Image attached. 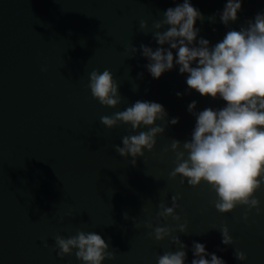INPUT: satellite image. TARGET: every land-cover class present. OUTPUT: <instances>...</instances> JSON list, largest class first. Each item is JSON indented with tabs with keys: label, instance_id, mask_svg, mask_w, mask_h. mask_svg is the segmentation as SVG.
I'll list each match as a JSON object with an SVG mask.
<instances>
[{
	"label": "water",
	"instance_id": "water-1",
	"mask_svg": "<svg viewBox=\"0 0 264 264\" xmlns=\"http://www.w3.org/2000/svg\"><path fill=\"white\" fill-rule=\"evenodd\" d=\"M225 3L192 0L205 17L196 22L199 36L211 45L264 13V0H244L238 20L226 27L219 19ZM175 6L173 0H0V264H82L75 255L61 259L55 244L57 234L67 238L78 230L96 232L116 252V260L104 264H157L158 255L176 246L156 242L131 218L141 224L152 219L155 226L158 205L171 206L175 195L181 197L177 214L188 222L189 233L179 234L187 245L185 264L195 258L193 242L226 264H264V189L256 193L260 214L253 210L245 222V206L228 214L213 207L216 194L207 183L193 188L169 177L175 154L164 149L172 139L190 140L195 127L188 104L196 101L199 112L225 102L189 90L178 66L157 80L142 54L127 57L131 45L159 47L151 32L140 31V20L151 28ZM104 69L112 71L125 98L117 109L102 106L88 88L89 73ZM137 100L163 105L179 123L169 125L156 149L145 150L133 167L132 158L121 157L114 146L136 133L130 125L109 130L100 117ZM160 223L177 227L171 218ZM225 224L233 246L224 245L216 230ZM235 249L247 260L235 259Z\"/></svg>",
	"mask_w": 264,
	"mask_h": 264
},
{
	"label": "clouds",
	"instance_id": "clouds-1",
	"mask_svg": "<svg viewBox=\"0 0 264 264\" xmlns=\"http://www.w3.org/2000/svg\"><path fill=\"white\" fill-rule=\"evenodd\" d=\"M173 2L176 6L166 9L160 19L152 22L151 28L147 20L139 23L140 31L145 35L151 32L159 47L153 49L141 44L137 49L131 45L126 49L127 57L142 54L149 61L145 65L147 71L157 80L178 66L179 73L186 75L189 90L225 102L224 107H206L197 112V102L191 101L187 110L196 121L191 139L183 143L172 139L170 149L165 148L164 154L169 151L175 154L170 179L181 177V184L187 181L193 188L207 183L216 194L212 205L219 213L228 214L245 206L247 212L243 220L247 222L253 210L260 214L261 201L256 193L264 189V13L246 21L239 30L229 29L222 40L211 45L208 39L199 36L196 22H203L205 17L193 6L192 0ZM243 3L244 0H226L219 13L226 27L238 20ZM209 20L214 23L215 17ZM140 78L143 79L142 73ZM119 87L120 83L109 69L89 73L88 88L92 97L106 108L117 109L124 102ZM133 90H138V85ZM177 95L183 96L182 93ZM100 122L109 130L120 125L131 126L136 134L123 136V146L115 145L114 149L125 159L131 157V165L136 167L137 158L144 157L145 150L153 152L157 137L164 135L169 125H177L179 119L169 118L163 105L157 102L137 100L111 116H101ZM142 128L147 130L141 131ZM180 199L175 195L171 197V206L163 202L158 205L155 226L152 219L141 224L131 218L135 228L148 229L150 238L156 242L168 240L176 246V251L158 255L157 264H185L187 259V245L180 240L179 234L187 235L189 229L188 222H182L177 214ZM144 211L149 212L148 209ZM71 215L69 212L68 216ZM169 218L176 228L160 223ZM124 219L130 217L125 214ZM216 230L220 231L224 245H234L226 224ZM55 244L61 259L75 255L82 264H104L106 260L117 258L116 252L111 251L109 244L96 232L78 230L67 238L57 234ZM192 253L195 258L191 264H226L216 254L208 253L206 246L199 242H193ZM234 257L241 262L247 260L245 252L238 249Z\"/></svg>",
	"mask_w": 264,
	"mask_h": 264
}]
</instances>
